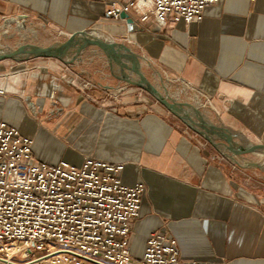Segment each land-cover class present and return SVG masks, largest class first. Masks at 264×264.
Returning a JSON list of instances; mask_svg holds the SVG:
<instances>
[{"label": "crops", "instance_id": "obj_1", "mask_svg": "<svg viewBox=\"0 0 264 264\" xmlns=\"http://www.w3.org/2000/svg\"><path fill=\"white\" fill-rule=\"evenodd\" d=\"M129 1L0 0L5 47L24 35L4 25L10 17L28 36L94 31L125 45L118 62L95 47L76 59L1 60L0 120L34 140L38 163H124L122 182L145 185L134 258L153 232H167L184 260L264 264V153L234 154L264 144V0H219L199 22L164 27L133 11L132 21L107 15ZM135 69L207 124L221 150L141 88Z\"/></svg>", "mask_w": 264, "mask_h": 264}, {"label": "built area", "instance_id": "obj_2", "mask_svg": "<svg viewBox=\"0 0 264 264\" xmlns=\"http://www.w3.org/2000/svg\"><path fill=\"white\" fill-rule=\"evenodd\" d=\"M219 0H130L108 10L116 20L199 22ZM34 140L0 120V262L4 264H223L184 260L177 240L153 232L142 258L131 255V230L145 185H125L123 162L87 156L38 163Z\"/></svg>", "mask_w": 264, "mask_h": 264}, {"label": "water", "instance_id": "obj_3", "mask_svg": "<svg viewBox=\"0 0 264 264\" xmlns=\"http://www.w3.org/2000/svg\"><path fill=\"white\" fill-rule=\"evenodd\" d=\"M122 19L129 20L128 13L121 14ZM132 21V20H129ZM4 25H14L15 29L23 32L24 35L21 37V42L16 48H8L0 44V61L7 59H33L38 57L45 58H56L63 60L71 51L74 52V59L78 58L81 53L90 47H95L102 50L110 59V61L118 62V51L120 48L125 49L124 44H120L116 41H110L108 39H101L93 35L91 32L79 31L71 34L68 38L63 40H58L52 44H45L40 42L38 36L33 32L31 36H28V32H32L31 27L25 22L21 21L16 17L6 18L4 20ZM3 36L6 38L7 33L3 32ZM140 77V82L138 85L147 90L152 94L161 104H163L169 111L178 116L183 120L192 130L196 131L202 135L206 140L213 144L218 150L220 146L215 142L211 133L208 130L207 124L199 125L193 121V119L182 112L181 104L170 101L167 96H164L158 88L153 84L139 69H135ZM226 142L230 143V139H226ZM231 150L230 147H227ZM264 153V144H254L248 150L240 149L235 150L234 154L236 156L248 154V153ZM225 154V153H223ZM226 157H229L225 154ZM231 158H234L231 156Z\"/></svg>", "mask_w": 264, "mask_h": 264}, {"label": "rangeland", "instance_id": "obj_4", "mask_svg": "<svg viewBox=\"0 0 264 264\" xmlns=\"http://www.w3.org/2000/svg\"><path fill=\"white\" fill-rule=\"evenodd\" d=\"M45 29H46V30H45V34L43 35V39H41V38L38 36L40 42L45 43V44L55 43V40H52V35L50 34V33H53V32H52V31L50 32V30L47 29V28H45ZM54 36H55V38H56V41H58V40H63V39H66V38L69 37V36L60 35V34H55V33H54ZM106 38H108V37H106ZM20 39H21V38H20ZM50 109H55V104H53L52 106H50ZM34 116H35L37 119L40 120V119H42L43 114H40V113H38V112H35V113H34Z\"/></svg>", "mask_w": 264, "mask_h": 264}, {"label": "bare ground", "instance_id": "obj_5", "mask_svg": "<svg viewBox=\"0 0 264 264\" xmlns=\"http://www.w3.org/2000/svg\"><path fill=\"white\" fill-rule=\"evenodd\" d=\"M91 33L93 34V35H95L94 34V31H91ZM96 36V35H95ZM98 37V36H97ZM98 38H101V37H98ZM101 39H103V38H101ZM110 41H114V40H110Z\"/></svg>", "mask_w": 264, "mask_h": 264}]
</instances>
